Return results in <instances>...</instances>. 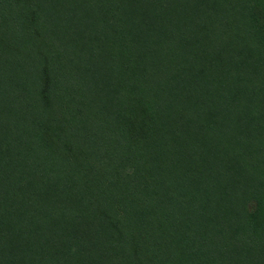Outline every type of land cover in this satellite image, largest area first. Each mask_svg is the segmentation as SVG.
I'll return each instance as SVG.
<instances>
[{
    "label": "trees",
    "instance_id": "obj_1",
    "mask_svg": "<svg viewBox=\"0 0 264 264\" xmlns=\"http://www.w3.org/2000/svg\"><path fill=\"white\" fill-rule=\"evenodd\" d=\"M0 264H264V0H0Z\"/></svg>",
    "mask_w": 264,
    "mask_h": 264
}]
</instances>
